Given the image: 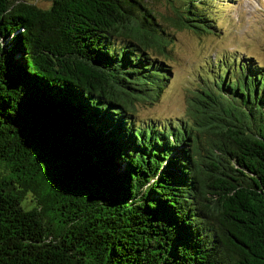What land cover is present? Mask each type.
I'll return each instance as SVG.
<instances>
[{
    "label": "trees",
    "instance_id": "1",
    "mask_svg": "<svg viewBox=\"0 0 264 264\" xmlns=\"http://www.w3.org/2000/svg\"><path fill=\"white\" fill-rule=\"evenodd\" d=\"M164 1L0 0V264H264V65L218 57L140 118L168 28L215 30Z\"/></svg>",
    "mask_w": 264,
    "mask_h": 264
},
{
    "label": "rangeland",
    "instance_id": "2",
    "mask_svg": "<svg viewBox=\"0 0 264 264\" xmlns=\"http://www.w3.org/2000/svg\"><path fill=\"white\" fill-rule=\"evenodd\" d=\"M28 1L40 7L50 2ZM150 3L158 13L169 12L164 0ZM208 6L215 30L196 34L191 30L168 28L171 38L168 55L163 59L169 65V82L153 105L136 104L135 112L140 118L182 115L193 85L205 74L206 66L218 57L250 58L264 65V0H211Z\"/></svg>",
    "mask_w": 264,
    "mask_h": 264
}]
</instances>
